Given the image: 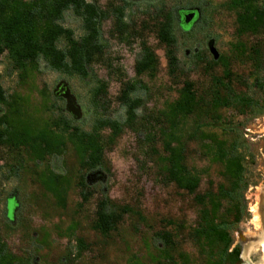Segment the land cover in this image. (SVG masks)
<instances>
[{"label":"rangeland","instance_id":"374dc122","mask_svg":"<svg viewBox=\"0 0 264 264\" xmlns=\"http://www.w3.org/2000/svg\"><path fill=\"white\" fill-rule=\"evenodd\" d=\"M89 1L103 7L124 3V0ZM126 1L129 22L126 39L118 35L112 19L105 21L103 35L107 47L92 63L95 72L107 83L111 116L121 119L125 116L118 96L125 81L139 78L135 64L143 42L156 52L159 65L154 74L140 77L147 89L140 94L144 106L134 127H126L113 143L108 141L110 130L103 131L104 164L97 170L81 167L69 132H60L59 124L66 116L75 125L90 128L95 118L90 101L92 81L69 78L52 70L43 60L22 69L14 65L7 51L0 54L2 83L12 105L5 107L3 118L15 117L33 128L50 124L53 132L48 137L53 144L49 152L39 148L45 141L41 139L33 147L0 145V233L26 263L156 264L155 233L167 226L165 220L176 223L167 228L176 232L178 248L190 255V262L205 263L188 235L189 228L199 222L201 206L192 194L167 181L162 173L166 153L160 112L178 98L186 80L194 82L198 95L209 98L215 86L213 78L223 75V64L213 63L221 55L229 59L233 73L238 75L235 88L247 89L246 80L251 85L257 70L249 54L257 38L238 36L237 10L232 7V0ZM173 8L179 11L176 52L180 59V69L174 76L169 72L166 46L157 37L160 21ZM183 10L198 11L188 30L181 25ZM63 24L74 29L77 36L82 35V22L73 12L66 13ZM260 39L263 47L258 67L264 71V34ZM211 41L219 53L218 59L211 51ZM62 82L70 91L66 97L56 95ZM252 93L260 104L256 112L222 109L219 121L208 122L217 124L218 132L221 127L237 128L248 177L257 182L245 192L247 213L233 226L232 234L241 249L251 247L246 258L258 262L262 252L257 244L264 229V92L254 89ZM70 96L75 97L80 108L79 118H74L67 108ZM187 164L200 172L202 190L210 180L216 183L224 180L222 164L210 160L201 143L194 141L188 145ZM82 174L87 176L91 190L87 201L83 200L79 185ZM55 175L66 179L60 196L50 183ZM104 192L116 205H129L134 210L108 236L94 228L97 203ZM78 239L84 241L83 247L78 245Z\"/></svg>","mask_w":264,"mask_h":264},{"label":"trees","instance_id":"16d2710c","mask_svg":"<svg viewBox=\"0 0 264 264\" xmlns=\"http://www.w3.org/2000/svg\"><path fill=\"white\" fill-rule=\"evenodd\" d=\"M126 4V0L123 4L108 7L89 0H0V54L7 51L14 65L22 69L34 61L43 60L52 70L69 78L92 81L90 101L95 118L90 128L75 125L74 120L66 116L59 120L60 132H69L80 165L88 171L97 170L104 164L105 129L110 130L108 141L113 143L126 127H134L144 106L140 94L147 89L140 77L145 73L154 74L159 65L156 52L143 42L135 64L139 78L125 81L118 96L125 116L123 119L111 116L107 83L98 76L92 63L107 47L103 35L105 21L112 19L118 35L126 39L129 31ZM232 7L237 10L238 36L253 35L257 38L249 50L251 62L257 67L254 82L249 85V79L246 80L248 88L245 90L235 88L234 80L238 79V75L233 73L229 59L221 55L213 63L223 64V75L213 78L215 86L209 98L198 95L194 82L186 80L178 98L160 112L166 153L162 160V173L167 181L192 194L201 206L199 222L189 228L188 235L204 256L205 263L202 264L242 263V249L235 244L232 228L245 218V192L250 185L257 183L248 177L246 158L242 152L244 146L240 143L237 128L221 127L218 132L217 124L208 122L209 119L219 121L222 109L233 108L239 113L256 112L260 104L252 91L264 92V71L258 67L263 47L260 36L264 34V2L232 0ZM69 11L82 22L83 33L80 36L63 24ZM178 13L176 8L168 10L157 31L159 41L166 46L169 72L173 76L180 69L176 52ZM181 25L185 30L190 26L183 22ZM11 106L0 74V145L33 147L41 139L45 141L39 148L49 152V147L53 145L48 139L53 133L50 124L33 128L15 117L3 118L5 107ZM194 141L201 143L210 160L221 163L223 167L224 180L217 183L210 180L205 190L201 189L200 172L187 164L188 145ZM50 183L60 196L66 179L63 175H55ZM79 183L83 200L87 201L91 190L85 174L80 176ZM129 212H134L133 208L116 205L104 192L97 203L94 228L108 236ZM138 215L142 216L141 213ZM165 222L167 226L155 233L158 245L156 264H195L190 262L187 252L178 248L176 232L167 228L176 223L172 220ZM178 227L182 229V225ZM78 245L83 247L84 241L78 239ZM0 264L31 263L16 255L0 233Z\"/></svg>","mask_w":264,"mask_h":264},{"label":"water","instance_id":"95a60500","mask_svg":"<svg viewBox=\"0 0 264 264\" xmlns=\"http://www.w3.org/2000/svg\"><path fill=\"white\" fill-rule=\"evenodd\" d=\"M181 15H182V22L184 24H190L193 19L198 16V11L197 10H183L180 11ZM210 48L211 51L214 53V56L216 59L219 58V53L217 52V50L215 49V47L213 46V42H210ZM70 94L68 85L65 82H62L56 91V95L57 96H68ZM67 108L69 109V111L72 113L74 118H79L80 116V108L77 105L76 99L73 96L68 97V101H67ZM262 258V256H261ZM241 259H242V264H262V262L258 261V262H253L251 259L250 260H245L243 257V248L241 250Z\"/></svg>","mask_w":264,"mask_h":264},{"label":"bare ground","instance_id":"6f19581e","mask_svg":"<svg viewBox=\"0 0 264 264\" xmlns=\"http://www.w3.org/2000/svg\"><path fill=\"white\" fill-rule=\"evenodd\" d=\"M260 237H262V239L258 242L257 246L261 248V252H262V258H260V262H262V264H264V229L262 230ZM252 251L251 247L246 248L243 250V257L245 260H248L246 257L249 255V253Z\"/></svg>","mask_w":264,"mask_h":264}]
</instances>
